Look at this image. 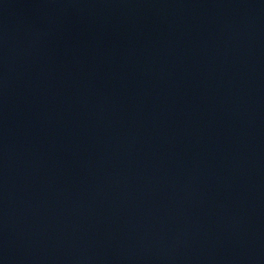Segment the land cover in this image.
Returning a JSON list of instances; mask_svg holds the SVG:
<instances>
[{
	"label": "water",
	"instance_id": "obj_1",
	"mask_svg": "<svg viewBox=\"0 0 264 264\" xmlns=\"http://www.w3.org/2000/svg\"><path fill=\"white\" fill-rule=\"evenodd\" d=\"M0 264H264V0H0Z\"/></svg>",
	"mask_w": 264,
	"mask_h": 264
}]
</instances>
